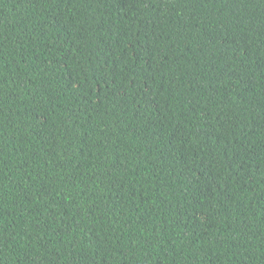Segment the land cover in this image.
Masks as SVG:
<instances>
[{"label":"trees","instance_id":"1","mask_svg":"<svg viewBox=\"0 0 264 264\" xmlns=\"http://www.w3.org/2000/svg\"><path fill=\"white\" fill-rule=\"evenodd\" d=\"M0 264H264V0H0Z\"/></svg>","mask_w":264,"mask_h":264}]
</instances>
